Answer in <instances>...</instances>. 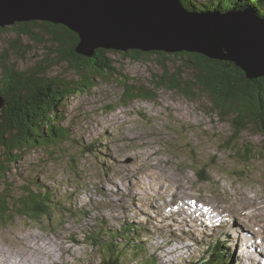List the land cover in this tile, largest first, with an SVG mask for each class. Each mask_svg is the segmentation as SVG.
I'll list each match as a JSON object with an SVG mask.
<instances>
[{
    "label": "rangeland",
    "instance_id": "374dc122",
    "mask_svg": "<svg viewBox=\"0 0 264 264\" xmlns=\"http://www.w3.org/2000/svg\"><path fill=\"white\" fill-rule=\"evenodd\" d=\"M11 26H4L5 30L0 31L3 61L22 70L34 67L42 59L53 58L48 57L43 43L31 41L27 36L18 38L17 52V46H10L11 40L17 38ZM110 56L124 76L147 87L152 86L153 75L161 71L156 54L149 60L134 61L124 57L123 52L113 51ZM179 62L175 57L166 63L172 67ZM67 63L54 64L45 72L58 78H76L75 70ZM93 81L90 89L76 91L59 108L62 122L69 128L71 142L63 143L60 149L35 147L26 150L6 174V183L0 184L16 193L22 185L29 187L32 182H39L53 190V196L63 202L59 208L52 207L50 217L40 220H27L22 216L0 220V252L12 259L2 254L0 264H45L50 262L49 258L63 260V264H96L106 242L93 245L86 238L101 228L102 221L107 230L119 228L123 223H135L149 230L135 239V243L144 245L145 253L139 256L124 254L121 264H153L149 259H154V264L197 262L208 256L204 250L217 239L226 240L225 247L230 254L233 250L236 261L238 255L245 253L244 243L264 253V241L255 231L259 218L264 226V218H256L255 226L251 224L252 217L244 219V214L251 216L255 211L254 201L263 204L261 214H264L261 135L253 130L243 132L240 143L252 147L255 156L249 162H242L232 150L223 147L222 142L232 131L230 121L220 119L211 111L209 96L189 100L178 92L160 88L154 99H134L125 104L117 74H97ZM91 144L92 150L89 149ZM51 150L53 155H50ZM152 156L159 158L157 165L168 175L173 174V179L185 181L191 195L203 200V204L199 203L201 207L212 204L222 207V216L212 210V218L208 216L199 223L185 221L180 214L184 212L182 204L185 203L177 199L182 192L169 191L164 195L163 189L155 188L157 185L150 178H144L147 171L132 176L139 174V166ZM145 165L149 167L150 161H145ZM124 170L126 172L122 173ZM159 171L153 170V173L157 172L158 176ZM139 183L144 184L139 186ZM240 190L249 199L243 192L236 196ZM250 199L253 200L251 204ZM208 200L212 202L207 203ZM207 210L203 208L204 216ZM192 213L198 215V210L193 208ZM179 216L183 222L177 220ZM70 232L72 238L68 237ZM124 244L123 241L118 248L124 249ZM133 244H129L128 253L132 252ZM136 251L140 253V249ZM239 262L249 261L241 258ZM255 264H259L258 260Z\"/></svg>",
    "mask_w": 264,
    "mask_h": 264
},
{
    "label": "trees",
    "instance_id": "16d2710c",
    "mask_svg": "<svg viewBox=\"0 0 264 264\" xmlns=\"http://www.w3.org/2000/svg\"><path fill=\"white\" fill-rule=\"evenodd\" d=\"M188 8L198 10L217 9L223 11L232 8L252 6L264 17V0H181ZM11 28L17 36L10 46L16 45L18 38L27 36L31 41L43 43L50 60L42 59L34 67L17 70L12 64L0 57V97L3 106L0 109V184L6 183L5 176L11 166L22 159L28 149L59 148L72 140L69 128L62 122L65 99L76 91L90 89L95 75L117 74L123 88V100L128 104L134 99H154L156 91L167 88L180 93L189 100L207 95L211 101V111L220 119L230 121L231 133L222 142L223 147L232 150L242 162H249L255 154L252 147L240 143L246 130H253L261 135L264 143V75L248 79L244 72L232 61L216 60L202 54L180 51L168 54L162 51L143 52L132 49L123 52L124 57L134 60H149L156 54L161 71L153 75L152 86L130 81L121 72L110 56L113 50L98 48L92 58L75 52L77 34L62 25L45 21L30 20L14 23ZM5 27H0V31ZM23 50V49H22ZM5 55V52H3ZM23 54V51L20 52ZM178 58L179 64L167 65L171 58ZM42 61H45L42 63ZM68 62L77 74L76 78H58L49 76L45 69L54 64ZM176 62V61H175ZM42 63V64H41ZM48 63V66H45ZM240 143V144H239ZM90 145V150L93 148ZM60 149V148H59ZM51 150L50 155H53ZM75 165V164H74ZM49 187L32 182L31 186L22 185L16 193L7 187H0V220H12L22 216L27 220H40L53 213L52 207L59 208L58 201ZM124 227V226H123ZM129 230V226L125 228ZM115 231L109 239H103L99 261L96 264H121V257L139 256L145 253V247L135 243V237L123 232L121 236L124 249ZM98 237L92 241H98ZM121 242V243H122ZM96 243V242H95ZM131 245V253L127 249ZM140 249V253L136 250ZM209 257L200 263L187 264H226L224 254L219 252V244L208 248ZM154 264V259H149ZM95 264V263H92Z\"/></svg>",
    "mask_w": 264,
    "mask_h": 264
},
{
    "label": "water",
    "instance_id": "95a60500",
    "mask_svg": "<svg viewBox=\"0 0 264 264\" xmlns=\"http://www.w3.org/2000/svg\"><path fill=\"white\" fill-rule=\"evenodd\" d=\"M30 20L77 34L75 52L186 51L232 61L253 79L264 75V17L255 8L198 10L181 0H0V27ZM0 97V109L3 106Z\"/></svg>",
    "mask_w": 264,
    "mask_h": 264
},
{
    "label": "bare ground",
    "instance_id": "6f19581e",
    "mask_svg": "<svg viewBox=\"0 0 264 264\" xmlns=\"http://www.w3.org/2000/svg\"><path fill=\"white\" fill-rule=\"evenodd\" d=\"M153 157V158H152ZM152 157H150V158H148V159H146V160H144L143 161V165H141V166H139V168H140V170H139V174H133L132 176H139L140 174H143L144 172H146L147 171V176H145L144 178L146 179V180H149V178L151 179V181L153 182V184L154 185H157V186H155V188L156 187H159V188H161V189H163V191H164V195H166V194H168L169 193V191L170 192H173V194H177V190H178V194H179V191L180 192H182L181 193V197H177V199H178V201L179 200H181V202L182 203H185V204H187L188 206H189V209L190 210H187V209H185V210H187V212H186V214H184L183 212H181L180 214L182 215V217L183 218H185V221H188V222H190V221H192V220H199V221H201L202 220V218H206V217H208V216H210V217H212V214H211V211L213 210L215 213L214 214H216V212L219 214V217H220V215L222 216V212L224 211V209L222 208V207H217V205H216V207H214V204H212L213 206H211V205H209V208L211 209L210 211H209V213H206L207 214V216L205 215L204 216V213L202 212V210H201V207H198V205H199V203H197V201H199L200 199H198V198H200V197H198V198H196L195 197V194L194 195H191V193H190V188H188L187 187V184L185 183V181L183 180V179H178V180H175V179H173L172 178V175L173 174H170V175H168V173H167V171L166 170H164V169H162V167L159 165H157L158 164V161H159V158H155V156H152ZM145 161H150V166L149 167H146V165H145ZM142 163V162H141ZM138 167V166H137ZM130 169V168H129ZM138 169V168H137ZM125 170H126V168H125ZM123 171L122 173H124V172H126V171ZM153 170H160L159 172H158V176H157V172L156 173H153ZM201 171V170H200ZM199 172V171H198ZM197 172V173H198ZM203 172V171H202ZM133 173V172H132ZM201 173V172H200ZM153 174V175H152ZM198 175V174H197ZM187 178V176H185V178L184 179H186ZM134 179V178H133ZM170 179L171 180H173V182H171L170 183ZM129 181V180H128ZM145 183V182H144ZM144 183H139L138 185L140 186L141 184H144ZM151 186H153V185H151ZM239 188V187H238ZM243 189V188H242ZM129 191V190H128ZM160 191V190H159ZM235 191V190H234ZM242 192L243 191H241L240 190V193H238V192H234L235 193V195L236 196H239V194L240 195H242ZM231 193V192H230ZM160 195V194H159ZM234 195V194H233ZM243 195L244 196H246L248 199H249V196H247V194L246 193H244L243 192ZM160 196H162V195H160ZM243 196V197H244ZM251 196V195H250ZM206 197V196H205ZM242 197V196H241ZM240 197V198H241ZM252 197V196H251ZM254 197V196H253ZM158 198V197H157ZM161 198V197H160ZM207 198V197H206ZM236 198V197H235ZM256 198V197H255ZM258 198V197H257ZM238 199V198H237ZM237 199H236V201H237ZM242 199V198H241ZM245 199V198H244ZM155 200V199H154ZM227 200V199H226ZM233 200H235L234 198H233ZM247 200V199H246ZM264 200V199H263ZM191 201H195V202H191ZM201 201H203V200H201ZM209 201L210 200H208V202L207 203H209ZM239 202H241L242 203V201H240V200H238ZM252 199H250V204L252 203ZM210 202H212V201H210ZM244 202H245V200H244ZM231 203V202H230ZM254 206H255V211L254 210H252V211H254L253 212V214L250 216V214H248V213H246V214H244L245 215V217L246 218H244V219H247V218H250V217H252V225H254L255 226V222H254V220L256 219V218H258V217H263L264 218V214L262 215L261 214V209L263 208L262 207V205L259 203V202H256V201H254ZM259 203V204H258ZM233 204V203H232ZM235 204V203H234ZM246 204V203H245ZM248 204V203H247ZM124 206V205H123ZM226 205H224V207H225ZM242 206V205H241ZM206 207V206H205ZM231 207V206H230ZM239 207V206H238ZM237 207V208H238ZM193 208H195V209H197L198 210V215H195V214H193L192 213V210H193ZM227 208V207H226ZM226 208H225V210H226ZM248 208V207H247ZM241 209V208H240ZM244 211H245V207H244ZM233 212V211H232ZM235 212H237V211H235ZM234 212V213H235ZM250 212V211H249ZM213 214V215H214ZM237 214V213H236ZM241 215V214H240ZM231 216V215H230ZM235 216V215H234ZM242 216V215H241ZM217 217V216H216ZM233 217V216H232ZM243 217V216H242ZM178 219L177 220H179V221H181V222H183L182 221V219H181V217L179 216V217H177ZM176 219V218H175ZM236 219H237V217H236ZM194 223V222H193ZM255 223V224H254ZM262 221L260 220V218H259V226H255V231L256 232H258V234H259V236H260V239L262 240V241H264V226H262ZM182 225V224H181ZM251 225V226H252ZM191 226V225H190ZM239 226V225H238ZM201 227V226H200ZM228 229V228H227ZM70 231V230H69ZM75 231V230H74ZM254 231V230H253ZM252 231V232H253ZM203 233V232H202ZM254 233V232H253ZM66 234V233H65ZM67 235V234H66ZM252 235V234H251ZM255 235H257V233H255ZM72 236H73V233L72 232H70V234H69V236L68 237H70V238H72ZM258 236V235H257ZM65 237V236H64ZM67 237V238H68ZM76 238V237H75ZM76 240V239H75ZM61 241H64L63 239L61 240ZM60 241V242H61ZM36 242V241H35ZM243 242V241H242ZM65 244V243H64ZM30 245V244H29ZM40 245V244H39ZM31 247H33V245H31ZM64 247V246H63ZM62 247V248H63ZM71 247V246H70ZM69 247V248H70ZM211 247V246H210ZM255 247V248H254ZM237 248V247H236ZM26 249V248H25ZM258 247H256V246H252V245H250L249 247H248V244H245L244 243V248H243V250L245 251V253H242V255L241 256H237V259L240 261V259L242 258L243 259V261H244V259L246 260V261H249V262H244L245 264H247V263H251L252 264V261H253V263L255 264V260H258V263L259 264H264V253L262 252V249H259L258 251ZM64 250V249H63ZM2 251V250H1ZM65 251H67V250H65ZM228 251V250H227ZM3 254V256H6V257H9V256H7V254H5V253H2V252H0V255H2ZM250 254H253L252 256H250ZM66 257V256H65ZM255 257V258H254ZM259 257V258H258ZM61 258V257H60ZM9 259L10 260H12L11 259V257H9ZM67 259V258H66ZM5 261V260H4ZM48 261H50V262H47V263H45V264H56V262L57 263H64V261L62 260V261H59V259L58 260H52V259H48ZM69 261V260H68ZM6 262V261H5ZM9 262H11V261H9ZM18 262H20V260L18 261ZM11 264H12V262H11ZM15 264H18V263H15ZM34 264H42V263H39V262H37V263H34Z\"/></svg>",
    "mask_w": 264,
    "mask_h": 264
}]
</instances>
